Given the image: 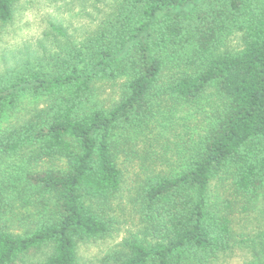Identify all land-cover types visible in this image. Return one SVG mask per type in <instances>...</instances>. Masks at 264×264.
I'll return each mask as SVG.
<instances>
[{
    "label": "trees",
    "instance_id": "16d2710c",
    "mask_svg": "<svg viewBox=\"0 0 264 264\" xmlns=\"http://www.w3.org/2000/svg\"><path fill=\"white\" fill-rule=\"evenodd\" d=\"M15 1L0 0V22L11 19ZM125 8L133 10L128 29L92 67L71 66L51 80L0 82V122L24 93L52 97L46 117L32 113L0 130V160L30 150L35 160L62 158L68 167L26 176L36 194L53 198L56 215L23 236L0 230V264L47 245L53 250L46 264H78L77 244L108 231L101 208L121 189L120 135L152 133L153 99L160 94L193 107L212 88L219 104L188 166L167 175L143 167L137 193L161 225L162 239L128 243L122 264H211L232 250L233 235L230 210L214 213L208 204L214 180L230 179L246 209L264 191V0H125ZM234 29L242 32V49L220 53ZM168 49L190 53L187 69L166 71ZM119 73L129 76L119 103L108 110L92 105L96 79ZM245 264H264V245Z\"/></svg>",
    "mask_w": 264,
    "mask_h": 264
},
{
    "label": "rangeland",
    "instance_id": "374dc122",
    "mask_svg": "<svg viewBox=\"0 0 264 264\" xmlns=\"http://www.w3.org/2000/svg\"><path fill=\"white\" fill-rule=\"evenodd\" d=\"M127 11L132 19L133 10L130 14L125 0H16L11 19L0 22V82L27 80L31 75L51 80L71 66L85 71L92 67L101 51L115 50L128 29ZM242 47V32L234 29L225 34L219 52L236 54ZM163 53L168 63L166 71L171 69L176 73L177 67L187 69L190 53L178 56L171 49ZM116 75L96 79L92 105L108 110L119 103L129 76L127 73ZM170 75L166 74L164 80ZM153 100L152 109L157 114L152 133L120 135L124 150L117 154L116 161L123 173L121 189L101 208L108 231L98 239L77 244L78 264H122L128 255V243L136 240L154 244L162 239L161 225L155 215L144 210L137 193L139 183L147 175L142 169L153 166V170H164L159 174L167 175L179 173L188 166L219 104L212 88L193 107L176 103L165 94ZM51 102L52 97L48 95L24 93L17 107L4 115L0 130L32 113L46 117ZM145 139H150L151 145L143 143ZM29 151L0 160V230L15 236L33 232L56 215L53 198L36 194L26 176L65 173L68 169L62 158L35 160ZM245 200L233 192L230 179L212 183L208 204L214 213L230 210L227 217L231 219L233 235L232 250L219 255L211 264H245L264 245V191L257 202L247 204V209L243 208ZM52 250L51 245L31 250L14 264H46Z\"/></svg>",
    "mask_w": 264,
    "mask_h": 264
}]
</instances>
